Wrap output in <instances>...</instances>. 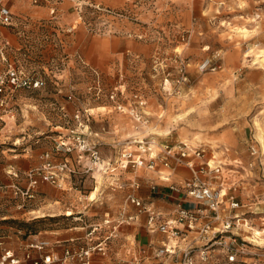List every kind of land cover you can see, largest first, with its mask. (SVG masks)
Instances as JSON below:
<instances>
[{"label":"rangeland","instance_id":"obj_1","mask_svg":"<svg viewBox=\"0 0 264 264\" xmlns=\"http://www.w3.org/2000/svg\"><path fill=\"white\" fill-rule=\"evenodd\" d=\"M174 5L191 8L190 23L186 26L173 21L171 29H164L154 20ZM1 6L11 10L14 23H0V74L15 65L42 77L45 85L9 88L4 102L0 101V213L12 208L29 210L41 184H52L42 181L30 198L16 194L13 187L24 189L26 173L39 165L43 153L68 132L76 109L86 107L91 124L102 129L108 139L115 136L126 142L135 135L159 144L186 141L202 146L204 157L197 161L228 168L233 182L241 179L240 184H234L237 197L259 211L247 213L251 230L234 232L250 242L257 230L264 231V0H0ZM149 17L154 18L146 20ZM128 22L138 29L128 28ZM181 30L189 32L190 38L181 39ZM99 36L132 38L151 44L152 50L146 55L128 49L122 62L101 69L82 50L89 38ZM157 49L167 55L180 54L189 63L190 81L180 95L160 88L162 75L151 76L152 56ZM136 54L141 56L138 63L130 60ZM207 57L213 58L217 70L200 71L198 65ZM90 69L101 73L106 86L118 80L122 72L136 88L142 87L149 96L144 107L149 122L143 125L115 110L107 100L89 97L85 91L94 78ZM171 70L175 72V68ZM71 93L74 101L68 99ZM253 147L256 154H252ZM36 150L35 164L25 169L15 165ZM104 152L111 155L106 145ZM68 157L77 165V172L60 185H52L65 190L79 188L80 203L97 204L102 191L112 188L114 175L96 169L84 172L75 152ZM63 158L58 154L54 159ZM170 172L165 170L164 174ZM39 214L30 212L29 216ZM89 217L95 223L100 216L93 213ZM11 220L13 228L21 230L50 224L47 219ZM6 231L0 226V244ZM260 247L264 249V244Z\"/></svg>","mask_w":264,"mask_h":264},{"label":"built area","instance_id":"obj_2","mask_svg":"<svg viewBox=\"0 0 264 264\" xmlns=\"http://www.w3.org/2000/svg\"><path fill=\"white\" fill-rule=\"evenodd\" d=\"M0 23L6 25L14 23L13 14L6 6L0 7ZM179 37L187 40L190 38V33L181 30ZM140 58L141 56L136 54L131 55L130 60L138 63ZM198 66L201 72L215 71L218 68L213 58L210 57L203 59ZM188 67L189 63L180 54L167 55L157 49L152 56L151 76L162 75L160 88L172 94H179L183 86L190 81ZM173 68H175V72L171 70ZM90 70L94 78L85 91L89 97L93 98L94 101L107 100L115 110L131 116L143 125L149 122L144 109L149 96L142 87L136 88L122 72L119 74L118 80L111 86H106L101 73L97 69ZM44 85L45 80L42 77L28 74L17 66L11 65L0 74V101L4 102L3 95L9 88L12 90L40 88ZM68 99L74 101L75 95L69 94ZM90 114L86 107L76 109L74 123L68 126V132L64 136H60L51 150L43 153L42 162L39 165L26 173L28 184L24 189L13 185L16 194L21 193L26 198L33 197L34 189L42 181L60 185L66 177L77 172V165L72 163L68 157L72 152L77 154V163L84 168V172L96 169L110 175L118 169H127L130 166H146L153 170L156 167V162H160L166 167H172L173 164H183L192 171V176L181 185H173L172 188L184 189L189 198L196 203L203 204L211 211L212 220H205L200 232L204 234L210 232L212 238L209 243L203 246L189 247L184 250L181 264L209 263L212 259V251L216 248L224 254L228 263L264 264V249L254 242L247 241L240 232H234L235 229L240 230L242 225H246L247 221L241 215L231 214L228 217L221 215L220 211L223 206L235 209L240 207L241 203L234 194H227L225 169L220 163L212 166L210 161H202L201 163L197 161V159L204 157L202 146L191 145L186 141H179L175 144H159L154 139L133 138L126 142L117 141L115 146L120 149L119 154L115 160L106 159L102 150L103 144L90 138L92 133ZM132 143H135L137 150L132 148ZM156 147H159L160 150L156 151ZM257 152V149L253 147L252 154ZM58 154H63L64 158L55 160L54 158ZM14 175L17 176L16 173ZM133 186L139 189L141 184L134 182ZM127 201L138 208L137 213H128L124 209L117 219L107 217L102 222L92 224L87 232V242L84 245H69L63 253L46 252V249L52 247L51 242L36 240L27 245L26 260L29 261V264H92V259L96 254L107 255L109 253L108 240L112 233L122 223L136 221L138 215L143 212L148 215L147 228L150 231H161L167 234L171 240L184 236L188 231L196 230L200 218L198 213L205 215L179 204L174 213L170 217H166L136 195H128ZM213 220L220 223L219 227L212 226ZM108 229H112V231L111 234L106 235L104 231ZM71 241L73 242L74 239ZM175 249L176 247L172 244L163 245L154 250L155 256L164 257L173 254ZM251 257H256L258 261L249 262L248 258ZM21 262V258L11 250L6 251L0 259V264H21ZM127 264H144L143 258L137 256Z\"/></svg>","mask_w":264,"mask_h":264},{"label":"crops","instance_id":"obj_3","mask_svg":"<svg viewBox=\"0 0 264 264\" xmlns=\"http://www.w3.org/2000/svg\"><path fill=\"white\" fill-rule=\"evenodd\" d=\"M177 6L174 5L167 13L161 14V17L159 19L155 18L154 21L159 26H163L164 29H171V22L173 21L178 23V25L182 22L187 26L190 23L191 8L184 9ZM153 18L149 17L146 20L151 21ZM127 26L133 30L138 29L130 22H128ZM165 33L169 34L170 32L166 31ZM128 49L146 55L152 50L151 44L123 36L91 37L86 41L84 46L82 45L85 56L90 60H94V65L100 68H108L111 65L122 62L123 53L126 50L129 51ZM101 107L96 106L95 108ZM107 107L111 108L109 105ZM111 111L113 112L112 108ZM109 129L112 130V127H109ZM91 132L90 138L93 141H99L103 144L102 150L104 156L107 159L115 160L118 150L120 151L115 144L117 141H122L123 139L120 140L115 136H110V139H108V137L104 136L105 133H103L102 129L96 128L92 124ZM135 137L133 135L127 137V139L129 140ZM104 145L109 147L111 151L110 156L105 154ZM135 149H137V146ZM38 155L39 150H36L30 157L17 161L15 165L25 169L37 162ZM227 169L225 168V187H227L225 190L228 195L234 194L236 199L240 201L241 206L235 209H229L223 206L220 213L223 217H228L231 214L241 215L247 221V224L241 226L240 232H245L248 229L251 230L253 224H250V216H247V213L258 214L259 211L253 209V204H249L237 197V188L234 187V184L237 182L240 184L241 179L239 180L240 182H233L229 177L230 175ZM165 170H170L171 172L165 175ZM112 175L115 176L110 181L112 188L102 191L96 201L98 202L97 204L92 202L80 203L79 192L81 190L79 188L65 190L49 183H42L39 189V195L29 210L21 211L12 208L8 212L0 213V226L7 228L5 236L1 238L3 243L0 244V259L6 251L11 250L21 258V264H29V261L25 259L26 247L28 243L34 240L50 241L52 247L46 249V252L63 253L69 245H84L87 242V232L90 226L94 224L89 217L90 214L97 213L100 216L95 220L96 223L102 222L107 217L111 219L118 218V215L123 209H126L128 213H137L138 208L127 201V197L130 194H135L137 197H140L146 204L152 205L166 217H170L179 204H182L186 208L202 212L205 215H201V213L199 215L198 213L200 218L197 222L196 230L188 231L184 236L171 240L167 234L161 231H150L147 228L148 215L146 212H143L138 215L136 221L122 223L112 233L108 240L110 247L109 253L107 255L96 254L92 259V264H127L137 256H142L144 264H181L184 250L189 247H200L210 242L212 234L210 232L208 234L201 233L200 229L205 220H212L211 211L203 204L196 203L193 199L189 198L184 189L180 188L176 190L172 188L173 185H181V183L192 176V171L186 165L173 164L172 167H166L164 164L156 162V167L153 170L146 166H130L127 169H118ZM136 181L141 184L139 189L133 187V182ZM87 183L88 180H85V184ZM30 212H41V214L29 216ZM207 213L209 215H206ZM11 218H23L29 222L47 219L50 224L46 227H36L34 231H29L28 229L21 230L13 228L9 222ZM211 223L212 226L219 227L220 225L218 221L214 220ZM111 231L112 229H108L104 233L106 235L111 234ZM71 239H74V241L72 242ZM252 242L259 245L256 240H252ZM166 244L175 246V253L164 257H156L154 250ZM253 250L256 249L253 248ZM211 258V262L205 264H231L226 261L224 254L217 248L212 251ZM248 260L254 263L258 261L256 257L248 258Z\"/></svg>","mask_w":264,"mask_h":264},{"label":"bare ground","instance_id":"obj_4","mask_svg":"<svg viewBox=\"0 0 264 264\" xmlns=\"http://www.w3.org/2000/svg\"><path fill=\"white\" fill-rule=\"evenodd\" d=\"M156 127V126H155ZM261 139H262V144H263V147H264V130L263 129H261ZM211 164H213L212 162H211ZM167 177V176H166ZM256 235H258V236H256V238H253L252 240L253 241H257L258 243H259V245H261V244H264V231H259V230H257L256 231ZM251 240V241H252ZM255 243V242H254ZM261 243V244H260Z\"/></svg>","mask_w":264,"mask_h":264},{"label":"trees","instance_id":"obj_5","mask_svg":"<svg viewBox=\"0 0 264 264\" xmlns=\"http://www.w3.org/2000/svg\"><path fill=\"white\" fill-rule=\"evenodd\" d=\"M9 222H10L11 224L14 223L12 220H10ZM32 223H33V222H32ZM26 224H27V223H26ZM27 229H28L29 231H34V230H35V228H32V229L27 228Z\"/></svg>","mask_w":264,"mask_h":264}]
</instances>
